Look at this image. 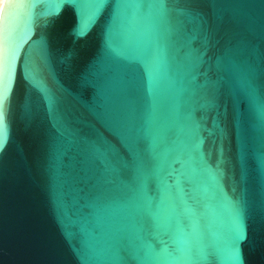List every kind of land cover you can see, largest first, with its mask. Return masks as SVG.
<instances>
[{
	"label": "water",
	"instance_id": "water-1",
	"mask_svg": "<svg viewBox=\"0 0 264 264\" xmlns=\"http://www.w3.org/2000/svg\"><path fill=\"white\" fill-rule=\"evenodd\" d=\"M0 264H264V0H4Z\"/></svg>",
	"mask_w": 264,
	"mask_h": 264
},
{
	"label": "snow or ice",
	"instance_id": "snow-or-ice-1",
	"mask_svg": "<svg viewBox=\"0 0 264 264\" xmlns=\"http://www.w3.org/2000/svg\"><path fill=\"white\" fill-rule=\"evenodd\" d=\"M5 100H6V90L5 91H0V110L3 109Z\"/></svg>",
	"mask_w": 264,
	"mask_h": 264
},
{
	"label": "bare ground",
	"instance_id": "bare-ground-1",
	"mask_svg": "<svg viewBox=\"0 0 264 264\" xmlns=\"http://www.w3.org/2000/svg\"><path fill=\"white\" fill-rule=\"evenodd\" d=\"M3 3H4V0H0V12H1V9H2Z\"/></svg>",
	"mask_w": 264,
	"mask_h": 264
}]
</instances>
